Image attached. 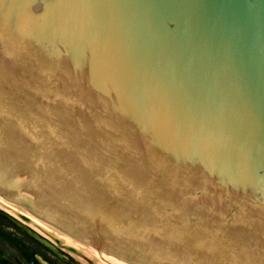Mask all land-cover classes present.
Wrapping results in <instances>:
<instances>
[{"label":"water","instance_id":"obj_1","mask_svg":"<svg viewBox=\"0 0 264 264\" xmlns=\"http://www.w3.org/2000/svg\"><path fill=\"white\" fill-rule=\"evenodd\" d=\"M21 172L89 255L264 264V0H0V187Z\"/></svg>","mask_w":264,"mask_h":264},{"label":"flooded vegetation","instance_id":"obj_2","mask_svg":"<svg viewBox=\"0 0 264 264\" xmlns=\"http://www.w3.org/2000/svg\"><path fill=\"white\" fill-rule=\"evenodd\" d=\"M0 219L7 218L0 213ZM60 250V248L58 247ZM0 264H70L40 244L24 228L15 224L0 225Z\"/></svg>","mask_w":264,"mask_h":264},{"label":"bare ground","instance_id":"obj_3","mask_svg":"<svg viewBox=\"0 0 264 264\" xmlns=\"http://www.w3.org/2000/svg\"><path fill=\"white\" fill-rule=\"evenodd\" d=\"M0 205L4 206L3 200H0ZM6 208L9 212L15 213L16 216L20 217V214H19L18 210L16 209V207H6ZM31 223H33V224L39 226L40 228L44 229L46 232L50 233L53 237L59 239L67 247H71V248L76 249L81 254L85 255L88 259H90L94 264H129V263H125V262H120V261H115V260H111V259H106V258H101V257L89 255V249L88 248H86V247L78 244L77 242L59 234L58 232L42 225L39 222H31Z\"/></svg>","mask_w":264,"mask_h":264},{"label":"rangeland","instance_id":"obj_4","mask_svg":"<svg viewBox=\"0 0 264 264\" xmlns=\"http://www.w3.org/2000/svg\"><path fill=\"white\" fill-rule=\"evenodd\" d=\"M0 207H2L3 209H5L4 208V206H2V205H0ZM10 213H12V212H10ZM33 227H35V228H37L38 230H40V231H44V229H42V228H40L39 226H37V225H34V224H31ZM46 235L49 237V238H53V236L50 234V233H48V232H46ZM65 252H66V254H67V251L65 250ZM70 259H71V262L73 263V264H94L90 259H88L85 255H83V254H80V253H77V254H71L70 253Z\"/></svg>","mask_w":264,"mask_h":264}]
</instances>
